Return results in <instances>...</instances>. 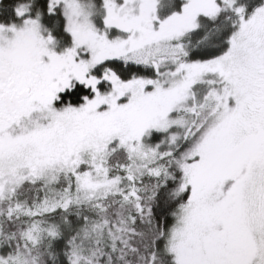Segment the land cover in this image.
<instances>
[{"label":"snow or ice","instance_id":"1","mask_svg":"<svg viewBox=\"0 0 264 264\" xmlns=\"http://www.w3.org/2000/svg\"><path fill=\"white\" fill-rule=\"evenodd\" d=\"M0 264H264V0H0Z\"/></svg>","mask_w":264,"mask_h":264}]
</instances>
